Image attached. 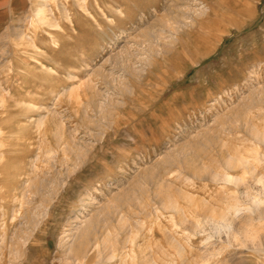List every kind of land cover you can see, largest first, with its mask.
<instances>
[{
  "label": "rangeland",
  "instance_id": "rangeland-1",
  "mask_svg": "<svg viewBox=\"0 0 264 264\" xmlns=\"http://www.w3.org/2000/svg\"><path fill=\"white\" fill-rule=\"evenodd\" d=\"M0 264H264V0H0Z\"/></svg>",
  "mask_w": 264,
  "mask_h": 264
},
{
  "label": "bare ground",
  "instance_id": "bare-ground-1",
  "mask_svg": "<svg viewBox=\"0 0 264 264\" xmlns=\"http://www.w3.org/2000/svg\"><path fill=\"white\" fill-rule=\"evenodd\" d=\"M227 182V181H226ZM225 217V216H224ZM90 231V230H89ZM86 239V238H85ZM87 240H89V239H87ZM84 241V240H83ZM85 246V245H84ZM80 248V247H79ZM84 250V249H83Z\"/></svg>",
  "mask_w": 264,
  "mask_h": 264
}]
</instances>
